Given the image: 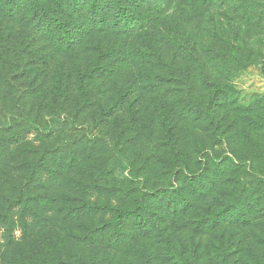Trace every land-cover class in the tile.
I'll return each instance as SVG.
<instances>
[{"label": "rangeland", "instance_id": "obj_1", "mask_svg": "<svg viewBox=\"0 0 264 264\" xmlns=\"http://www.w3.org/2000/svg\"><path fill=\"white\" fill-rule=\"evenodd\" d=\"M4 1L0 0L1 7ZM36 1L41 7V0H14V11L20 10L22 20L15 22L9 15L12 21H0L4 45L0 52L9 58L0 70L17 90L28 86L16 81L35 75L46 78L48 87L59 65L70 64L50 54L43 41V26L37 25L39 19L27 16L28 5ZM236 1L227 8L198 10L178 5L177 0H150L140 4V9L157 15L154 5L159 4L161 18L171 24L169 29H184L192 42L207 48L202 53L204 61L232 45L248 61L247 66L219 76L212 70L200 75L198 67L182 64L183 59L172 63L167 59L171 66L150 78V84L158 88L129 91L124 104L115 105L118 98L108 87L92 100L94 115L102 119L93 122L89 115L79 123V131L87 136L125 146L121 153L140 177L141 191L177 189L190 200L188 209L172 215L162 199L154 198L149 211L159 216L153 234L137 237L118 251L99 246L103 251L93 252L91 247L76 244L74 237L82 233H71L67 241L65 236L70 233H62L67 232L65 226L34 233L32 241L13 233L11 248L0 250V264H64L66 251L76 264H177L169 258V248L187 264H264V1ZM62 3L68 13L66 0ZM249 3L255 5L253 10ZM77 5L81 9L87 3L80 0ZM112 43L107 37L84 41L81 65L91 64L97 44ZM173 74L197 82L196 87L173 80ZM149 139L160 143L155 150L142 148ZM189 176H200L195 182L200 192L193 197ZM239 193L243 196L235 199ZM234 199L241 216L229 208ZM222 208L229 210L212 223L211 213Z\"/></svg>", "mask_w": 264, "mask_h": 264}, {"label": "trees", "instance_id": "obj_2", "mask_svg": "<svg viewBox=\"0 0 264 264\" xmlns=\"http://www.w3.org/2000/svg\"><path fill=\"white\" fill-rule=\"evenodd\" d=\"M62 1L41 0V7L36 1L28 5L27 16L39 19L37 25L43 26V41L50 54L68 60L65 71L62 63L48 80V87L44 83L47 79L39 75L23 77L16 82L28 87L17 90L0 70V250L11 248L13 233H20L21 240L32 241L34 233L65 226L67 232L62 233H70L65 236L67 241L71 233H82L74 237L76 244L91 247L93 252L103 251L99 246L118 251L139 237L153 234L159 216L149 211L154 198L162 199L165 210L174 212L170 214L180 210L183 213L190 206L186 195L177 189L167 193L141 191L140 177L133 172L131 160L121 153L125 146L89 137L79 131V123L89 115L93 122L102 119L94 115L92 100H96L95 93L100 95L108 87L114 89L118 98L115 105L124 104V95L129 91L158 88L159 85L150 84V78L157 75L154 72L171 66L167 59L171 63L183 59L182 64L198 67L200 75L212 70L216 76L249 64L232 45L204 61L202 53L207 48L192 42L184 29H169L171 24L161 18L159 4L154 5L157 15L140 9L150 0H84L87 5L81 9L77 8L80 0H66L68 13ZM230 1L177 3L200 10L227 8ZM233 2L237 1L230 3ZM3 5L0 21H12L7 19L9 15L15 22L22 20L20 10L14 11V0H6ZM248 6L255 8L250 3ZM74 8L76 15L71 16ZM93 35L107 37L114 43L103 47L97 44L96 57L91 64L82 66L79 54L85 51L84 41L96 38ZM1 53L0 69L9 62ZM172 78L188 88L197 85L186 77L173 74ZM159 144L149 139L142 148L155 150ZM199 177L189 176L192 197L200 192L195 186ZM242 196L239 193L235 199ZM235 199L229 208L241 216ZM229 208L212 212L211 222ZM168 250L174 263L187 264L181 254ZM65 253L64 264H76L75 257L69 251Z\"/></svg>", "mask_w": 264, "mask_h": 264}]
</instances>
